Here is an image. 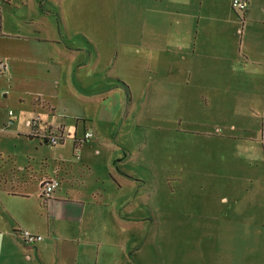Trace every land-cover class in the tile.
Here are the masks:
<instances>
[{
  "label": "crops",
  "instance_id": "1",
  "mask_svg": "<svg viewBox=\"0 0 264 264\" xmlns=\"http://www.w3.org/2000/svg\"><path fill=\"white\" fill-rule=\"evenodd\" d=\"M92 1L0 5V64L6 66L0 73V264H141L126 249L141 251L129 234L145 228L141 200L149 196L127 190L134 181L126 171L129 157L144 147L140 138L136 148L129 144V82L140 90L150 79L157 110L167 87L176 116L213 110L232 119L227 126L211 120L208 129H184V151L195 137L208 152L188 154L183 163L174 158L170 171L180 181L204 183L208 192L204 226L211 238L203 263L264 264V0H246L243 14L232 10V0H153L163 28L153 36L142 25L131 44L146 65L155 48L152 73L143 65L117 70L116 58L101 64L98 48L94 58L64 42L67 13L79 21ZM192 94L195 103H188ZM236 119L258 120L260 128ZM49 134L58 145L43 141ZM53 178L59 187L41 199L39 181ZM19 231L42 241L27 245Z\"/></svg>",
  "mask_w": 264,
  "mask_h": 264
},
{
  "label": "rangeland",
  "instance_id": "2",
  "mask_svg": "<svg viewBox=\"0 0 264 264\" xmlns=\"http://www.w3.org/2000/svg\"><path fill=\"white\" fill-rule=\"evenodd\" d=\"M97 1L93 0L83 8L79 21H70L71 13H67L64 31L68 36L63 34L64 42L92 53L94 58L97 57L94 48H98L101 64L113 63L109 59L116 58L117 70L123 71L125 66L140 69L143 65L144 73H152L159 57L155 48L148 50L146 65V60L142 61L133 54L131 44L140 26L143 25V30L153 36L163 28L156 18V3L153 0H99L98 5ZM93 16H100V19H92ZM167 30L166 26L164 32ZM129 83L132 89L129 114L134 134L129 144L132 149L136 148L137 139L140 138L139 142L144 147L141 152L138 148L134 149L129 157L131 168L126 171L133 175L131 179L134 181L128 183L131 188L127 185V190L149 192V196L147 201L141 200L145 228L129 234L133 247L138 245L137 249L141 248V251L136 254V249H126L131 257L140 255L141 264H177V261L179 264H204V257L208 253L205 240L211 238V233L208 236L204 226L207 205L204 196L208 192L204 183L180 181L170 171L174 158L183 163L188 154L193 158L198 152V158H204L208 152L195 137H191L194 140L191 150L184 151V129H208L212 126L211 120L218 126H227L232 119L228 114H216L213 110H195L186 116H176L171 102L167 101L171 99L168 95L172 88L167 87L161 88L164 101L161 109L157 110L155 80L150 79L148 86L140 90L132 82ZM188 103H195L194 94L190 95ZM235 121L242 126L260 128L259 121L255 119ZM179 146L182 147L181 151L176 150ZM138 156L147 162H136ZM134 203L140 205L137 199ZM123 249H117V253ZM198 258H201V263Z\"/></svg>",
  "mask_w": 264,
  "mask_h": 264
},
{
  "label": "built area",
  "instance_id": "3",
  "mask_svg": "<svg viewBox=\"0 0 264 264\" xmlns=\"http://www.w3.org/2000/svg\"><path fill=\"white\" fill-rule=\"evenodd\" d=\"M2 3H3V1L0 0V5ZM231 8L235 13L243 14L248 9V2L246 0H232ZM4 70H6V66L4 64H0V73L3 72ZM9 116L13 117V112H9ZM28 126L34 127L35 122L34 121L28 122ZM91 137H92V135L89 133L84 134L85 139H89ZM262 137H264V126H262ZM46 139H47V144L50 146H56L59 143L58 138L54 137V136L48 137ZM79 151H80L79 146L76 145L74 147V155L76 156V158H78ZM38 185H39V196L41 199H44V198L50 196V194H52L53 191L59 187V182L55 178L50 179V180L41 179L39 181ZM17 237L22 242H24L25 244L30 245V246L42 241L41 236L31 234L27 231L17 232Z\"/></svg>",
  "mask_w": 264,
  "mask_h": 264
},
{
  "label": "trees",
  "instance_id": "4",
  "mask_svg": "<svg viewBox=\"0 0 264 264\" xmlns=\"http://www.w3.org/2000/svg\"><path fill=\"white\" fill-rule=\"evenodd\" d=\"M2 1H3V3H7L8 2V0H2ZM123 87L125 88L126 92L128 93L127 87L126 86H123ZM51 136H53V135L49 134L46 138L51 137ZM46 138L43 141L47 144V139ZM59 139L61 141L63 138H59Z\"/></svg>",
  "mask_w": 264,
  "mask_h": 264
}]
</instances>
